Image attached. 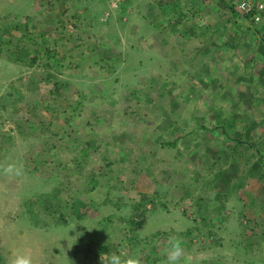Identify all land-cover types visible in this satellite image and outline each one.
<instances>
[{"label": "rangeland", "instance_id": "374dc122", "mask_svg": "<svg viewBox=\"0 0 264 264\" xmlns=\"http://www.w3.org/2000/svg\"><path fill=\"white\" fill-rule=\"evenodd\" d=\"M77 1L0 0V37L6 43L0 46V165L14 163L21 169L19 176L0 170L2 263L10 264L17 250H27L34 264H102L101 257L109 254L94 244L103 230L106 243L118 241L119 232L105 220L113 215L116 221L125 217L139 223L135 234L142 264H165L170 237L183 242L185 258L178 264H264V181L249 173L255 152L215 128L221 118L236 117L234 131L249 125L256 135L250 141L258 140L264 154V94L256 95L259 104L243 102L250 99L252 86L264 85V76L251 68L254 48L243 52L244 43L252 46L253 34H243L246 42L231 46L237 34L222 13L242 26L248 23L242 24L234 10L212 5L195 16L190 11L186 24L225 28L208 36L206 47L200 31L198 39L173 34L183 49L179 57L180 52L169 53L171 46L162 38H173L166 28L150 34L138 24L106 21L107 0ZM85 6L89 22L73 20L72 14ZM33 40L39 57L33 66L7 59L14 45L29 46ZM136 43L139 53L133 49ZM48 49L67 55L59 71L53 62L46 68ZM95 55L103 57V69L95 65ZM116 58L111 75L117 79L109 94L103 87L106 67ZM125 63L132 69L126 71ZM177 137L176 147L161 146L162 140ZM217 177L226 182L214 186ZM236 182L243 184L235 187ZM46 193L60 200L52 198L64 206L67 223L41 214L46 224L30 221L26 203ZM198 196L209 210L223 202L221 211L205 218L214 230L198 220ZM143 199V206L135 208ZM243 203L248 220L238 218ZM240 223L248 227L243 230ZM187 230L189 238L183 235ZM120 251L127 256L126 245Z\"/></svg>", "mask_w": 264, "mask_h": 264}, {"label": "trees", "instance_id": "16d2710c", "mask_svg": "<svg viewBox=\"0 0 264 264\" xmlns=\"http://www.w3.org/2000/svg\"><path fill=\"white\" fill-rule=\"evenodd\" d=\"M51 1L52 0H48V2H51ZM72 1L76 2L77 0H72ZM202 1L203 0H121L119 5H118V8L110 13L107 20H111L112 18H115V19H119L123 23L138 24V25H140V27L144 28L147 32H150V34L158 31L159 28H161V30L166 28L167 29L166 34L168 36L173 37L172 39H168L169 37L167 38L166 35H164L162 37V38H164V40L167 41V45L171 46L169 49V53L171 52V50L173 52H177V54L180 52L179 57H182L181 52L183 51V49H180L175 44L174 40H175L176 36L175 35L173 36V34L178 33V36L179 35L185 36L186 39H188L189 37H195V39H198L199 34L197 33V31H200L201 32L200 36L203 37L202 41L204 42V47H206L207 42H208L207 37L215 34L218 30H220V28L221 29L225 28V24H222L219 26L218 23H215V24L203 23L200 25H198L199 24L198 22L197 23L191 22L190 24L185 23V20L190 19V18H187V17H190V15H188V13L190 11H195L196 13L193 12V14H194L193 16H195V15H197L198 11H202L203 9H205L206 6L202 5ZM212 1L214 2V4L215 3L216 4H222V7L217 8V9L221 10L224 6V8H226L227 10L231 9L232 12L234 10L236 13H238L237 17H239L243 20L242 24L248 23L246 26H242L236 20V17L233 16V18H232V17L227 16V13H225V12L222 13L223 15H225V18H226V21L224 19V23H229L231 26L233 25V27H235V30H233L234 34H237L236 40L230 41L231 46H233V47L240 46L243 41L246 42V39H242L244 37L243 34H247L248 32H252L253 44L251 46V44H245L244 43L245 47H243V52L249 51L251 47L254 48V51H253L254 53L251 56L252 62H253V63L251 62V68L252 67L255 68L256 71L259 72V75L264 76V38L261 37V35L264 34V17L261 18V21L259 23L254 22L252 16H253L255 11H250L249 13H243L242 11H239L235 8V5L237 4V2L239 0H230L229 3H227L225 0H212ZM70 7L71 6H69V8ZM87 8L88 7L85 6L84 8L81 7V9H77L78 10L77 14L76 13L72 14V19L75 21L78 20L76 22H79V21H81L80 18H83V19L88 20V22H89V16L86 13V12H88ZM105 10H109L108 4L106 5V9H104L103 12ZM214 10H216V9H214ZM236 13H233V15H236ZM179 21H183V24H180ZM178 25H181L182 28L178 29L177 28ZM2 30H4V29L2 27H0V32H2ZM129 32H130V30H129ZM131 32L133 33V31H131ZM257 36H259V37L257 38ZM41 38H42L41 43L43 44L45 38H43V37H41ZM143 38H145V36H143ZM113 40H118V37L116 36ZM138 41L140 42L141 39H137V42ZM36 43H37L36 40L35 41L33 40L29 46L28 45H18V44L14 45V50L8 51L7 59L11 63H14V64L19 65V66H26V67L27 66L28 67L33 66L36 63V61L39 60V57L36 55L38 50L32 49L33 48L32 44H36ZM5 44L6 43H4V41H2V39L0 37V46L5 45ZM138 47H139V45H137V43L135 44V48L132 47L136 51V53L137 52L139 53L141 51V49H139ZM32 52L35 54L31 55ZM173 52L171 54H173ZM49 54H51V57H49ZM92 54H94V52H92ZM233 54L234 53L231 52V55H233ZM45 55H47V56H45V59H46L45 65H48V66H46V68H52L50 66L52 64L51 62H53L55 64L54 69L56 71H59L61 69V67H63V63L62 62L60 63V60L65 59L67 57V55H65V53H62L60 56L58 54L54 55V52L53 51L50 52L49 49L46 51ZM79 58L80 57H78V61L76 62L77 69L79 67V62L81 59V58L80 59ZM161 58H164L162 53H161ZM116 59H117L116 61H113L112 64L107 65V67H106L108 70L107 73H108L109 77L106 79V81H105L106 84L103 87L105 88L104 91H108L109 94H110V91L113 90L112 86L115 85L114 82H116V79H117L116 76L112 78V75H111L112 71L116 68L120 58H116ZM102 60H103V57H99L98 55H95V62L94 63L96 66H101L100 62ZM104 60H106V58ZM58 63H60V64H58ZM100 68L103 69L102 66ZM123 68L126 71H129L132 69V64H130V63L126 64L125 63ZM133 72L134 71L130 72L131 73V79L133 78V75H134ZM205 73L209 77H211L212 80H214L215 76L209 75L210 71L208 69L205 70ZM203 75H205V74L204 73L199 74L198 77L201 78ZM260 82L261 83L264 82V79H262ZM55 90H56V87H55ZM251 90H252V94L250 96V99H243V102L249 103L252 100L254 103L259 104V100H258V97H256V95L257 94L258 95L264 94V85H263V88H258L254 85L251 87ZM14 103H15V101L13 100V104ZM35 104H37V103H35ZM76 106H75V108H76ZM45 108L50 109V105L45 106ZM73 110H75V109H73ZM68 117H71V116H68ZM236 124H237L236 117H231V118L224 117V118H221L220 122L218 123L217 127H215V128L219 129L221 131V133L226 138H229V140L235 142V144H244L245 143V144H249V146L252 147L253 152H255L256 160L251 164V166H250L251 169H250L249 173L253 177H255L256 179L264 181V154L260 150V147L258 145V140L250 141V140H252L251 138H253L256 135H255V133H253L252 128H250L249 125H247V124H246V127H244V125L241 126L240 131H237V130L234 131L235 127H237ZM201 127L205 128L206 126H204V127L201 126ZM231 133L234 135L235 138H233V136L230 135ZM52 134L54 135L55 133H53V131H52ZM56 135H58V134H56ZM178 140H179V137L174 138L173 140H162L161 146L174 148V147H176ZM260 144L264 145V139H262ZM90 146L91 145L88 143L86 148H88ZM233 146H236V145H233ZM50 148H52V147H50ZM86 148L85 149L82 148L80 150V153H81L80 156L82 158L86 157ZM248 161H249V159L246 161L245 164H247ZM219 179H220V177H219ZM224 181L225 180L223 178L218 180V177H217L213 184H214V186L218 187V184H220L221 182L224 183ZM242 184H243L242 182H236L233 184V186L237 187V186H240ZM52 198H55V200L60 202V200L57 199L54 196V194L50 195V194L46 193V194H40V195H38L37 199H33L31 201H28V203H26L28 206L27 209H28L29 219L35 225H38L39 223L40 224H46L45 223L46 220L41 219V217H39V214L43 215L44 217L51 215L52 220L55 221L57 224L67 223L66 214L62 209V207L64 208V206L59 205V203L57 201H56V203H54ZM197 201H198V203H200V206L197 208L198 211L196 212V214L198 216V220H200V222L203 223V225H206L205 218H207L209 215H211V212L221 211L222 208L224 207L223 202H221L220 206H218L215 209L213 208L212 210H209L208 209V203H205L204 199L201 196H198ZM143 203H145L144 199L142 200V202H139L136 205H134V207L139 209L140 206H143ZM36 206H37V208H36ZM239 206H238L237 210H241V211H240V215L238 216V218L240 217L241 219L248 220V217L246 216V212H245V208H247V204L243 203L240 207ZM113 217H114L113 215L108 216L105 220L108 223V227L110 226V228H109L110 230L114 231L115 233L117 231L119 232L118 241L116 243L111 244V245L106 243V238H107L108 234L103 230L101 232V234L99 236H97V241L94 244V246H99V248L102 251H105L108 254H111L110 249H114L116 251L115 253L121 254L120 247L123 245H126L127 255L141 254L140 252L142 249L138 245V243H139L138 237L135 234V230L137 229V227L140 228V226H138L139 223L132 218L126 219L125 217H122V218L119 217L120 220L118 219V221H116V220H114ZM167 219H169V218H167ZM240 224H241L243 230L248 227L247 225H245V223L244 224L240 223ZM127 225H130L131 227H127ZM206 226H208L210 229L214 230L213 229L214 225H210L209 223H207ZM121 227H124L122 232L119 231L121 229ZM118 228H120V229L118 230ZM216 229H218V228H216ZM207 232L210 233L211 231H207ZM103 233H104V235H102ZM190 234H192L191 230H187L183 235L184 236L186 235V237L189 238ZM197 234H199V233L197 232ZM194 236H196V235H194ZM255 236L257 237V235H255ZM196 237L198 238V236H196ZM89 244L92 245L93 241H90ZM255 244H256V242H255ZM251 246H252L251 243H248V245L246 247L251 248ZM87 247H88V245H87ZM148 257H150V256H148ZM182 258H185V256H183ZM149 259H151V262H158V260H159V258L158 259L157 258H149ZM0 263L3 264L1 261V258H0Z\"/></svg>", "mask_w": 264, "mask_h": 264}, {"label": "clouds", "instance_id": "9594fccd", "mask_svg": "<svg viewBox=\"0 0 264 264\" xmlns=\"http://www.w3.org/2000/svg\"><path fill=\"white\" fill-rule=\"evenodd\" d=\"M240 7L245 8L246 5L241 4ZM260 8L264 9V5H260ZM262 17H264V13H262L261 18ZM259 19V17H256V23L261 21V19L260 21ZM0 170H2L4 175L19 176L21 174V169L18 168L14 163L0 165ZM168 245L169 246L166 249L167 260L165 264H178L181 257L184 255L182 240L178 237H170L168 240ZM101 261L102 264H142V260L138 255L122 256L121 254L115 252L109 254L106 258L101 257ZM10 264H34L33 256L30 251L17 250L12 254L10 258Z\"/></svg>", "mask_w": 264, "mask_h": 264}, {"label": "built area", "instance_id": "2783aa9c", "mask_svg": "<svg viewBox=\"0 0 264 264\" xmlns=\"http://www.w3.org/2000/svg\"><path fill=\"white\" fill-rule=\"evenodd\" d=\"M120 1L121 0H107V3L109 5V10H105L103 12L104 20H107L110 13L118 8ZM241 4L246 5V7L241 8L240 7ZM260 5H264V0H240L236 4V8L237 10L242 11L243 13H249L250 11H255L252 17L254 22H257L256 17H259L261 19V15L262 13H264V9H261Z\"/></svg>", "mask_w": 264, "mask_h": 264}, {"label": "crops", "instance_id": "0c3cea01", "mask_svg": "<svg viewBox=\"0 0 264 264\" xmlns=\"http://www.w3.org/2000/svg\"><path fill=\"white\" fill-rule=\"evenodd\" d=\"M227 3H229L230 2V0H225ZM202 5L203 6H206V7H208V8H210V5H212L213 7V9H217V8H220V7H222V4H214V2L212 1V0H203L202 1ZM212 8H210V9H212ZM224 9H226V8H224V6H223V8H222V10H224Z\"/></svg>", "mask_w": 264, "mask_h": 264}, {"label": "water", "instance_id": "95a60500", "mask_svg": "<svg viewBox=\"0 0 264 264\" xmlns=\"http://www.w3.org/2000/svg\"><path fill=\"white\" fill-rule=\"evenodd\" d=\"M1 264V263H0Z\"/></svg>", "mask_w": 264, "mask_h": 264}]
</instances>
